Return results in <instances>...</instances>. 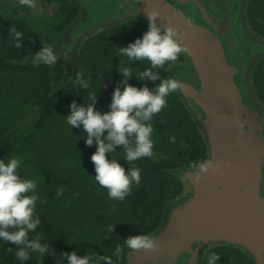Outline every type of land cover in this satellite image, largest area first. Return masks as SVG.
<instances>
[{
    "label": "trees",
    "instance_id": "trees-1",
    "mask_svg": "<svg viewBox=\"0 0 264 264\" xmlns=\"http://www.w3.org/2000/svg\"><path fill=\"white\" fill-rule=\"evenodd\" d=\"M79 1L83 3V14L74 21L72 27L70 26V32L63 36L64 40L58 44L60 47H64V44H67L65 42L68 40L70 42L72 37H78L100 22L116 23L115 21L118 19L122 20V23L125 22L116 28V33L122 27L128 28L131 32L141 28L142 24H138L136 21L130 24L123 21L129 19V16L141 18L148 23V20L138 13L137 5L130 0ZM169 1L176 2L175 0ZM177 4L182 5L183 3ZM106 10L107 14H104L106 17L97 19L96 15H101ZM232 17L235 20V11ZM236 25L239 27V24L233 23V26ZM0 28L2 29V27ZM234 30L231 26L229 32L220 37L226 41V44L224 43L225 46L227 45L225 49H233L236 53L235 59H237L239 72L234 77L235 82L239 86L243 98L248 101L246 104L254 106L256 105L254 96L247 82L248 69L254 65L255 82L258 84L259 93L262 94L264 92V42L253 38L243 29L241 32L238 31L239 35L236 34L239 36L238 42L242 47L235 50L229 41L232 33L235 35ZM9 34L10 32H0V67H10L9 58L20 59L30 55L32 53L30 47L34 52L41 49L35 43L28 46L29 42L27 41L29 40L26 39L21 50L16 49ZM182 58L183 54L180 55L179 59ZM27 68L31 70L33 64ZM34 72H36L35 66L31 70V73ZM165 75L175 76L182 83H186L175 71H167ZM159 82L148 81L147 86L152 89ZM71 84L74 94L72 96L64 93L65 91L54 90L48 91L44 96L39 95V98L36 97L39 104L31 115L32 120L26 125H21L16 123L17 114L21 111L20 106H23L20 98L29 97L33 94L24 92L20 94L21 97H17L18 92L8 86L0 74V159L6 157L20 158L23 161V169H19L18 174L21 177L26 176L37 181L39 186L37 194L41 200L46 201V203H37L36 213L42 221L38 231L44 237L41 242L49 243L55 250V257L46 255L49 263L53 264H57L64 252L76 251L79 256L93 252L99 255H110L114 247L120 244L121 235L113 232L106 233L107 226L111 225L112 221L116 225L118 223L123 224L129 214L138 212L136 201L132 196L133 193L122 202L112 200L108 197L107 190L95 182V169L91 160L92 152L88 149L85 140L79 135L81 129L73 127L71 130L65 122V116L70 113L69 105L73 101L82 105L86 95V90L76 91L73 89V82ZM9 95L14 103L10 104L7 99ZM178 95L182 97V102ZM168 107L182 117L183 132H189V137H185V139L194 147V153L188 159V165L191 166L192 163L205 160L209 156V142L204 130L203 114L200 108L181 89L168 97ZM262 113L264 114V112ZM152 123L154 128L153 139L156 141L155 147L160 148L163 144L168 143V141L163 140V136L166 139L169 132L173 128H177V122H160L153 119ZM120 150L123 149L120 148ZM119 156H117L118 160L124 159V157ZM165 162L164 158L159 161L144 158L134 162V166H130H139L142 170V176H146L148 181H154L156 177L151 172L162 170L164 168H161L162 166H169V163ZM185 171L186 169H178L175 172L183 175ZM161 175L162 179L168 183L173 182L169 173H161ZM149 186V184H142L138 191L143 193V196L147 191H152L154 194L156 190L148 189ZM59 188H63L64 191L63 195L57 196L56 193ZM133 191L135 190L132 189ZM157 197L153 196L154 199ZM147 217L148 215L144 216L145 219ZM108 220L110 222H106ZM153 221L148 220L147 222V219L143 221V227L146 231L150 227L145 226L153 224ZM34 235L32 234L30 239L34 238ZM230 246L233 245H222L219 249L224 258L222 264H255L253 260L249 261L243 251L232 249ZM15 247L11 242L0 244V264H20L15 256ZM8 248H13V251H9ZM36 256L38 257V254ZM187 256L188 254L183 255L177 264H187ZM199 256L200 252L193 264ZM28 264H39V261L32 256V260ZM64 264H67L66 260Z\"/></svg>",
    "mask_w": 264,
    "mask_h": 264
},
{
    "label": "rangeland",
    "instance_id": "rangeland-1",
    "mask_svg": "<svg viewBox=\"0 0 264 264\" xmlns=\"http://www.w3.org/2000/svg\"><path fill=\"white\" fill-rule=\"evenodd\" d=\"M190 1H193V3L196 2L199 5L198 7L194 4L198 10L203 9L209 20H214L217 24L224 20L226 12L223 4L224 0H187V2H184L182 5H177V7L193 21L198 22L201 21V16L203 17V15L201 13V16H198V12L193 4H189L192 3ZM35 3L37 7L35 9H30L20 6L18 0H0L1 31L10 32L11 28H16L26 35L25 39L29 40L27 41L29 42L28 46L34 43L40 46V48H42L43 45L51 46L55 48L54 52L59 53L57 63L49 67L43 64L33 63V55L36 52L30 47V51L32 52L30 55L23 56L20 59L9 58L8 62L11 64L10 67H0L1 76L8 86L18 92L17 97L24 92L33 94L29 97L20 96L23 106H20L21 111L17 114L16 123L26 125L32 120L31 115L39 104V100L36 99V97L39 98V95L44 96L48 91L54 90L60 92L65 91L64 93L70 96L74 95L71 83L78 72H83L85 78L90 79L92 82L89 91L98 95V100L95 105L96 109L102 113L109 111L108 105L111 103L112 93L118 82L122 79L116 69L120 63L127 64L126 57L117 56L118 48L125 47L129 43L134 42L135 39L142 37L143 33L148 30V23L141 18L129 16V19L127 18V20L123 21L129 24L136 21L138 24H142L141 28L131 32L128 28L122 27L116 33V28L123 23L125 24V22L122 23V20L119 19L115 21L116 23L112 22L113 24L109 22H100L78 37H72L70 42H68L69 40L65 42L67 44H64V47H60L58 44L64 40L63 36H66L70 32L71 25L83 14V3L79 0H35ZM233 5L236 12L235 20H233V17L231 18V26L232 29H235V35L232 33L229 41L234 49L237 50L242 47L238 42L239 36L236 34H238V31H243V29L246 30L248 34L252 35L253 38L264 42V0H233ZM104 14H107V10L101 15H96L97 19L100 17L105 18L106 16ZM233 23L239 24V27L238 25L233 26ZM223 42H226L225 39ZM224 47H227V45H224ZM182 54V59H179L174 64L166 66V71L159 70V74L162 78H165L167 77L165 75L167 71H175L180 75L182 81L190 86L196 87L197 78L190 59L185 53ZM235 55L236 53L233 49L227 48L226 56L230 63L236 62L237 59H235ZM73 62L75 63L74 65L72 64ZM32 64L33 68L34 66L36 67V72L34 73H31L33 68L31 70L27 68ZM132 66L139 67L141 71L147 67L146 64H141L139 61L134 62ZM248 70L249 75L247 76V82L251 87V92L256 103L254 107L264 112V92H262V94L259 93L258 84L255 82L254 65ZM129 83L137 87L143 86L135 76ZM83 90L81 88L80 92ZM85 93V98H87L88 92ZM178 97L182 102V97H180V95H178ZM7 99L10 104L14 103L10 95ZM244 102L247 103L248 101L244 99ZM86 103H90V101L86 102L84 99L82 105L86 106ZM154 119L160 122H177V128H173L166 139L163 136V140L168 141V143L163 144L160 148L155 147L154 155L151 157V159L155 161L164 158L166 160L165 163H169V166H162L161 168H164L160 171H152L151 174L156 177L154 181H148L146 179L147 177L141 174L142 180L140 185L133 186L132 189L135 191L132 192V196L136 201V209L138 212L129 214L123 221V224L118 223L116 225L115 222H111V225L114 226L112 232L121 235L120 244H123V239L130 235L134 236L142 233L155 236L160 233L169 220L173 209L182 206L192 195L191 183L184 175L175 172L178 169L193 170L191 166L188 165V159L193 155L194 147L185 139V137H189V132H183L182 117L171 110L170 107H166L161 113L156 115ZM183 124L185 123L183 122ZM79 132L80 137L83 139V131L79 130ZM170 136L176 137L175 143L170 142ZM87 147L92 154L96 150L94 145ZM120 148H122V146H118L117 151H121ZM121 154L122 153H114L113 155L118 156ZM208 157L209 156H207L205 160L208 159ZM108 158L111 159V156L109 155ZM118 161L127 170L129 167L127 166V161L125 159ZM132 166H134V164H132ZM138 168L140 167L138 166ZM161 173H169L173 182L168 183L165 179L163 180ZM142 184H149L150 186L148 189H155V193L153 194L152 191H147L143 196V193L138 191ZM260 192L264 195V167ZM153 196L158 197L154 199ZM146 214L148 215L146 218L147 222L148 220H154L153 224H147V226H145L150 227L147 231L143 227V221L146 220L144 216H147ZM106 222L110 221L108 220ZM0 244L3 243L0 242ZM222 245L227 246L228 244L218 242L205 245L200 250V256L195 264H206V259L210 251H214L220 255L219 264H222L224 258L222 257V251L219 250ZM230 247L243 251L249 261L253 260L249 253L241 247L236 245ZM36 255L37 254L33 253L32 256L39 261V264H53L49 263L50 261L47 256L43 258L39 255L37 257ZM126 256L127 253L125 251V254L122 255L115 264H126Z\"/></svg>",
    "mask_w": 264,
    "mask_h": 264
},
{
    "label": "clouds",
    "instance_id": "clouds-1",
    "mask_svg": "<svg viewBox=\"0 0 264 264\" xmlns=\"http://www.w3.org/2000/svg\"><path fill=\"white\" fill-rule=\"evenodd\" d=\"M22 7L35 9V0H18ZM160 12L148 13L147 31L142 37L135 39L125 47L118 48V57H126L127 64L120 63L116 71L122 77L115 87L109 111L101 112L95 105L98 95L89 91L92 86L90 79H86L83 72H78L73 80V89L81 88L88 92L84 97L86 106L73 101L70 105V113L65 116L66 124L71 128H79L83 131L85 143L95 146V152L91 156L94 164V179L98 185L107 190L108 197L116 201H124L132 193L133 186H139L142 180L141 169L131 167L134 162L151 158L154 155L156 141L153 139V119L168 105V97L183 88L181 80L169 75L162 78L159 70H165L166 66L179 60L182 53L187 51L182 43V33L172 26H164L158 23ZM13 46L17 49L23 47L26 35L11 28L10 34ZM55 48L45 46L34 53L33 63L54 66L58 61V52ZM146 64L143 71L139 67H133L134 62ZM135 78L142 82L141 87L133 86L129 81ZM160 81L152 89L147 82ZM170 142L175 143L176 137L170 136ZM122 146V151H117ZM114 153H122L129 167H123ZM109 155L111 159H109ZM23 161L18 157H6L0 159V242H11L15 247V256L20 264H28L32 260L33 253L40 257L46 255L56 256L54 248L47 242H41L44 237L38 231L42 221L36 213L37 203H46L41 200L38 193V183L35 179L21 177L18 174ZM218 165L212 159L197 161L191 164L194 170L193 183H199L202 174L209 170L216 171ZM63 188L57 190L56 195H63ZM114 226L108 225L106 233H111ZM34 238L30 239V236ZM106 238V237H105ZM158 245L155 237L150 234L130 235L123 239V244H117L110 255L89 253L83 256L76 251L64 252L57 264H115L122 255L140 250L156 251ZM13 251V248H8ZM115 258V259H113ZM220 255L210 251L206 264H219Z\"/></svg>",
    "mask_w": 264,
    "mask_h": 264
},
{
    "label": "water",
    "instance_id": "water-1",
    "mask_svg": "<svg viewBox=\"0 0 264 264\" xmlns=\"http://www.w3.org/2000/svg\"><path fill=\"white\" fill-rule=\"evenodd\" d=\"M130 1L145 19L155 10L158 23L181 31L197 78L196 87L182 83L181 90L203 114L208 159L219 167L202 174L199 183H193L194 170L183 173L191 197L154 236L158 249L133 252L126 264H177L185 254L193 264L205 245L218 242L239 246L255 264H264V114L244 102L234 78L237 62L228 61L218 31L193 21L169 0Z\"/></svg>",
    "mask_w": 264,
    "mask_h": 264
},
{
    "label": "flooded vegetation",
    "instance_id": "flooded-vegetation-1",
    "mask_svg": "<svg viewBox=\"0 0 264 264\" xmlns=\"http://www.w3.org/2000/svg\"><path fill=\"white\" fill-rule=\"evenodd\" d=\"M171 2V1H170ZM192 3L189 4H194L196 6H198V4L196 2L193 3V1H190ZM174 3L176 6L178 5L177 2H172ZM224 6H225V16H224V20L220 23H215V21L213 20H209L205 13L203 14V17L201 16V12H199L200 10L197 9V7L194 6V8L196 9V11L198 12V16H201V21H198V23L203 24L208 26L211 30L215 31L217 30L219 32V35H223L224 33H228L230 28H231V17L232 14H234V11L236 12V10L234 9V5H233V0H224L223 2ZM223 38H221L222 40ZM223 42V40H222ZM224 44V42H223ZM188 258V256H187Z\"/></svg>",
    "mask_w": 264,
    "mask_h": 264
}]
</instances>
